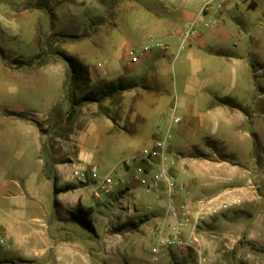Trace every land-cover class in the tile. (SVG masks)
<instances>
[{
	"label": "crops",
	"instance_id": "crops-1",
	"mask_svg": "<svg viewBox=\"0 0 264 264\" xmlns=\"http://www.w3.org/2000/svg\"><path fill=\"white\" fill-rule=\"evenodd\" d=\"M104 1L96 17L110 22L70 47L88 69L86 90L94 100L72 105L62 57L27 66L37 68L32 80L50 72L60 91L46 113L21 117L33 136L25 146L38 162L36 178L25 188L16 178L6 180V173L0 176V235L13 250L0 264H194L192 250L154 254L137 246L146 239L155 245L154 231L171 221L162 192H146L133 175L118 176L125 184L114 187L118 199L131 193L133 183L147 195L103 214L95 185L71 176L77 165L95 164L103 173L120 155L111 167L133 159L135 169L142 149L165 129L171 135L165 162L184 184L178 201L215 195L239 200L198 227L205 250V227L221 229L226 244L246 240L264 248V0H229L221 9L218 0H109V9ZM191 22L195 31L179 49ZM149 39L169 50L153 48L131 63L130 50ZM171 106L180 118L176 124L166 113ZM45 120L55 123L48 132L52 142H44ZM122 168L133 170L130 164ZM95 211L98 217L90 221L87 214ZM213 249L206 251L207 264L219 259Z\"/></svg>",
	"mask_w": 264,
	"mask_h": 264
},
{
	"label": "rangeland",
	"instance_id": "rangeland-1",
	"mask_svg": "<svg viewBox=\"0 0 264 264\" xmlns=\"http://www.w3.org/2000/svg\"><path fill=\"white\" fill-rule=\"evenodd\" d=\"M102 1L0 0V176L6 173V180L16 178L17 181L24 184L25 188H28V185L38 175V162L35 154L34 156L31 155L30 150L25 146L26 141H31L33 136L31 133H26L24 122L19 115L46 113L48 102L55 98L60 91V87L55 84L53 75L50 72L47 76H39V81L32 80L33 77H36L32 71H37V68L34 70L27 66L31 63L39 66L46 59L53 56H68L73 59L77 69L78 67L82 68L80 70V79L82 80L75 79L77 74L74 77L72 76L68 64L69 74L65 81L66 96L68 97L69 94L72 99L78 100L87 95L88 69L75 57L76 55L72 57L73 53L70 52V47L72 45L78 46L80 41L92 35L95 36L94 31L99 24L110 22L108 20H98L96 17V13L99 12L97 6H100ZM113 4V1H104V6L107 9L111 8ZM262 13L264 16V12ZM96 41L94 39V42ZM39 73L44 74L46 71L41 70ZM40 126L44 128L41 129L47 134L44 142H52L54 136H48V132L51 131V126H55V123L48 125L47 120H45L41 121ZM123 156H126V152ZM120 158H122L121 155L116 156L112 163L106 164L103 168L105 172L101 173L98 169V174L106 173L113 162ZM132 162L130 166L133 170L129 173L122 170L123 166H117L113 175L114 178L121 176L128 180L134 174ZM121 186H125V184ZM0 190H2L1 185ZM130 190L131 193L123 197L124 200L117 198L116 192H113L115 191L114 188L111 190V194L100 193L101 197L96 206L101 208L103 214L111 215L113 210L119 208L121 202L126 207L134 199L143 201V198L147 195L143 193L141 186L134 183L130 184ZM1 201L3 200L0 198V212L4 208ZM227 202L229 203L227 209L218 212L209 219L221 215L239 204L237 197L227 200ZM93 204L95 205V203ZM140 212V214H146L147 209H140ZM98 214L95 211L91 216L87 214V217L91 221L97 218ZM90 235L92 236L93 233H90ZM139 235L136 234V236ZM200 235L205 244L210 246L209 250H205L201 242L206 256L208 251H214L213 248L221 253L219 259L216 260V264H264V261H261L264 259V248L259 245L246 240L237 245L226 244V238L221 229L213 230L205 227L201 229ZM198 237L200 238L199 235ZM153 245L154 243L150 239L143 240L141 243L137 242V246L145 253H150ZM119 250L122 251V248ZM170 250L175 251L177 249L164 248L162 251L169 253ZM12 251L11 244H9V248L0 246V260L11 258ZM171 264L173 263L171 262Z\"/></svg>",
	"mask_w": 264,
	"mask_h": 264
},
{
	"label": "built area",
	"instance_id": "built-area-1",
	"mask_svg": "<svg viewBox=\"0 0 264 264\" xmlns=\"http://www.w3.org/2000/svg\"><path fill=\"white\" fill-rule=\"evenodd\" d=\"M228 1L218 0L217 9H221ZM194 31L195 22H191L181 34L179 49ZM153 48L167 52L169 45L149 39L130 50V62L137 63ZM166 113L171 116V123L176 124L180 121V118L174 115L173 106L169 107ZM170 137V131L165 129L161 132L160 138L151 141L148 146L142 149L140 152L141 164L135 166L132 176L139 185L144 187L146 192H162L167 199L166 212L171 217V221L166 226L159 227L154 231L155 245L151 251L154 254H159L164 248L192 250L195 255L194 264H207L208 259L197 235V228L211 216L227 209L229 203L224 197L216 195L199 199L193 204L177 200L179 192L184 189V184L177 181L174 173L165 162ZM156 158L159 159L160 163L154 164L153 160ZM132 160L124 159L121 161V165L128 166ZM115 172L116 166L111 167L104 174H98V168L95 164L89 167L77 165L74 166L71 176L80 184L92 182L95 185L94 196L98 197L100 193L108 194L114 187L124 183L123 179L114 178ZM0 246L9 247L7 239L2 235H0Z\"/></svg>",
	"mask_w": 264,
	"mask_h": 264
},
{
	"label": "trees",
	"instance_id": "trees-1",
	"mask_svg": "<svg viewBox=\"0 0 264 264\" xmlns=\"http://www.w3.org/2000/svg\"><path fill=\"white\" fill-rule=\"evenodd\" d=\"M62 57L67 61V63L69 64V66H70V69H71V71H72V76L74 77L76 74H77V77L75 76V79L76 80H82V79H80L81 78V75H80V70H82V68L81 67H78V69L76 68V66H75V64H74V61H73V59H71L70 57H68V56H65V55H62ZM110 88V87H109ZM68 97L70 98V99H72V97H70L69 96V94H68ZM94 95L93 94H90V93H88L87 95H85L84 97H82L81 99H78V100H74V99H72V105L74 106V105H76V104H78V103H80V102H82V101H85V100H94ZM17 115V114H16ZM19 115V114H18ZM20 117H25V115L24 114H20L19 115Z\"/></svg>",
	"mask_w": 264,
	"mask_h": 264
}]
</instances>
